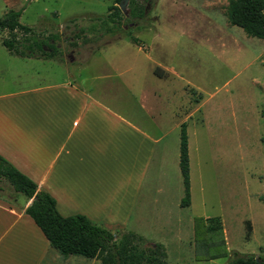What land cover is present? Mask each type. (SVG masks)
<instances>
[{"label": "rangeland", "instance_id": "rangeland-1", "mask_svg": "<svg viewBox=\"0 0 264 264\" xmlns=\"http://www.w3.org/2000/svg\"><path fill=\"white\" fill-rule=\"evenodd\" d=\"M149 1L143 19L130 16L128 2L111 34L95 17L118 8L116 0H0V18L23 8L19 22L32 32L14 36L24 54L25 41L52 45L58 63L50 62L63 79L83 87L98 83L91 93H108V106L136 124L145 115L153 137L160 134L157 124L163 133L162 178L177 189L180 203L185 124L191 199L177 215L193 226L195 218H218L227 256L198 261L193 248L183 264H227L233 252L264 257V40L228 23V0ZM9 37L0 32L1 53L8 52L1 41ZM156 68L165 72L163 79ZM25 203L18 194L14 206ZM165 250L166 263L178 264L173 244Z\"/></svg>", "mask_w": 264, "mask_h": 264}, {"label": "crops", "instance_id": "crops-1", "mask_svg": "<svg viewBox=\"0 0 264 264\" xmlns=\"http://www.w3.org/2000/svg\"><path fill=\"white\" fill-rule=\"evenodd\" d=\"M50 61L0 52V156L47 192L61 216L83 215L165 249L172 243L183 264L193 256V221L178 217L187 208L162 178L163 133L155 123L160 134H149L145 115L136 124L115 113L108 93L90 92L98 83L63 79ZM29 203L0 199V264H107L54 248L24 213Z\"/></svg>", "mask_w": 264, "mask_h": 264}, {"label": "trees", "instance_id": "trees-1", "mask_svg": "<svg viewBox=\"0 0 264 264\" xmlns=\"http://www.w3.org/2000/svg\"><path fill=\"white\" fill-rule=\"evenodd\" d=\"M119 1L116 0V3ZM150 5L149 0H145V4L130 0V16L143 19ZM22 11L23 8L9 10L0 18V32L6 31L10 36L2 39L3 47L11 55L19 57L55 58L56 52L51 49L52 45H46L44 42L25 41L22 46L27 50V54L18 47L19 43L14 34L20 32L27 35L32 32V28L19 22ZM224 14L230 25L240 28L248 37L264 40V0H228ZM95 19L108 34H111L119 27L124 14L119 8L112 6L105 17ZM51 40L54 41L55 36H52ZM34 49L41 53L40 56L33 55ZM154 74L163 77L164 72L156 68ZM179 168L184 192L180 207L184 208L190 205L185 124L180 126ZM18 194L23 195L26 201H30L23 209L24 213L34 221L47 241L67 257L97 258L107 264H167L166 250L162 244L146 246L144 238L133 232L120 227L108 228L104 224L92 222L83 215L61 216L56 210L54 199L47 192L38 189L33 181L0 156V199L14 205ZM193 243L195 260L209 261L227 256L224 231L218 218H195ZM227 264H264V257L244 256L233 252Z\"/></svg>", "mask_w": 264, "mask_h": 264}, {"label": "water", "instance_id": "water-1", "mask_svg": "<svg viewBox=\"0 0 264 264\" xmlns=\"http://www.w3.org/2000/svg\"><path fill=\"white\" fill-rule=\"evenodd\" d=\"M129 0H120L118 8L119 10L126 16V5L128 4Z\"/></svg>", "mask_w": 264, "mask_h": 264}]
</instances>
